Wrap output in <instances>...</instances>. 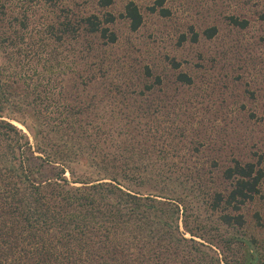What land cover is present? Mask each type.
Wrapping results in <instances>:
<instances>
[{
  "label": "trees",
  "instance_id": "obj_1",
  "mask_svg": "<svg viewBox=\"0 0 264 264\" xmlns=\"http://www.w3.org/2000/svg\"><path fill=\"white\" fill-rule=\"evenodd\" d=\"M119 18L132 31L144 23L130 0L104 21L33 31L32 14L0 0V264H264V157L213 158L207 170L168 153L159 135L172 99L154 96L162 78L146 66L137 90L111 81L98 58L93 39L115 44ZM82 29L92 39L79 49ZM68 38L71 74L59 51ZM176 82L194 78L179 71Z\"/></svg>",
  "mask_w": 264,
  "mask_h": 264
},
{
  "label": "rangeland",
  "instance_id": "obj_2",
  "mask_svg": "<svg viewBox=\"0 0 264 264\" xmlns=\"http://www.w3.org/2000/svg\"><path fill=\"white\" fill-rule=\"evenodd\" d=\"M16 1L32 14L31 28L36 31L58 20L93 14L104 21L108 13L123 12L130 0H114L108 7L99 0ZM134 1L144 14L139 30L132 31L129 22L119 18L110 24L119 37L115 44L99 37L93 40L111 81L145 90L146 66L162 78L163 85L155 87L154 96L172 99L159 135L168 144V153L196 160L207 170L213 158L224 164L233 157H264V0H163V5L160 0ZM161 8L168 9L169 15H162ZM231 16L248 20L247 27L233 24ZM214 26L217 33L208 38L205 31ZM195 32L197 41L192 38ZM81 34L78 48H87L92 37L84 29ZM59 46L65 72L71 74L77 63L73 42L68 38ZM172 59L181 63L179 69L173 67ZM179 71L190 73L194 83L176 82ZM178 125L184 130L178 131Z\"/></svg>",
  "mask_w": 264,
  "mask_h": 264
}]
</instances>
